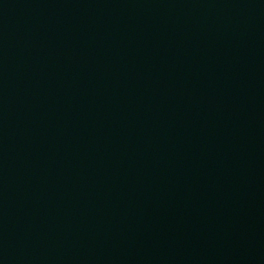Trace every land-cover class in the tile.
Segmentation results:
<instances>
[{
	"label": "water",
	"instance_id": "95a60500",
	"mask_svg": "<svg viewBox=\"0 0 264 264\" xmlns=\"http://www.w3.org/2000/svg\"><path fill=\"white\" fill-rule=\"evenodd\" d=\"M0 264H264V0H0Z\"/></svg>",
	"mask_w": 264,
	"mask_h": 264
}]
</instances>
